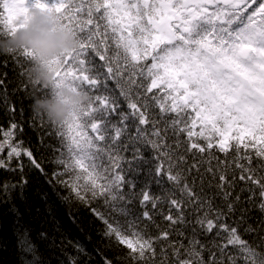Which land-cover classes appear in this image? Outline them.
<instances>
[{
	"label": "snow or ice",
	"instance_id": "1",
	"mask_svg": "<svg viewBox=\"0 0 264 264\" xmlns=\"http://www.w3.org/2000/svg\"><path fill=\"white\" fill-rule=\"evenodd\" d=\"M255 3L256 0H0V36L13 33L21 26L19 20L32 7H38L53 12L79 40L78 50L61 58L63 71L57 87L67 85L86 92L89 103L69 123L56 125L47 120L49 135L57 139L50 146L51 162L64 168L63 173H57V178L68 175L73 188L77 187L73 181L87 179L89 183L81 186L90 194V199L86 201L78 192L82 202L103 197L104 203L121 215H135L128 205L137 197L136 184L128 179L125 165L131 169L134 161H142L141 146H150L158 158L155 175L166 174L170 182L183 183L181 191L192 197L193 191L181 172L172 171L176 154L167 150L171 146L166 144L167 132L171 130L176 135L177 147L180 136L186 135L185 151L193 157L199 152L217 159L216 168L209 163L207 171L214 175L219 172L221 188L228 182L227 168L220 170L221 162L210 150L217 149L225 156L231 150L235 167L243 173L240 179L251 181L259 188L258 206L264 213V175H255L257 169L250 166V154L241 155V148L249 147L244 143V137L248 136L261 145L256 156L264 158V0L249 13L248 9ZM33 56L27 49L13 53L10 55L12 70L22 84L31 87L39 97H47L52 90L35 84L31 78ZM97 57L104 63L98 64ZM109 80L115 83L129 110L119 112L118 122L110 119L120 105L109 88ZM4 89L6 73H0V91ZM154 107L159 109L158 117L152 112ZM9 111L14 114L15 110L10 107ZM40 118L45 119L43 115ZM241 124L242 127H237ZM10 127L23 131L15 120ZM130 129L135 130L134 134ZM232 132L239 133L235 144L229 143ZM216 135L219 140L215 139ZM4 136L0 152L8 145V158L20 157V145L10 143L13 133L5 132ZM130 146L132 160L122 155ZM23 155L33 166L42 167L30 149H23ZM176 158L185 161L182 154ZM242 159H247L248 165L240 163ZM4 164L0 160V167ZM192 167L198 170L195 163ZM260 167L264 168V164ZM77 168L82 172L78 173ZM249 191L252 196L256 195L254 189ZM139 196L144 210L127 224L136 229L132 234L137 237L138 260L147 264L150 257L146 252L155 254V243L161 238L167 239L170 233L161 230L153 238L146 232L148 223L139 227L142 217L159 228L148 207L155 209L157 198L147 188ZM224 196L228 200L230 193L225 191ZM235 200L238 202L240 196ZM170 204L176 208L177 215L169 210L164 219L171 225L187 223L182 202L172 198ZM227 211H236L234 202L228 201ZM246 211L241 210V222L246 219ZM210 212L211 209L197 217L195 224L207 233L216 229L217 236L227 233L224 247L236 246L241 254H247L250 264H264V255L241 238L237 227L217 223L223 217L221 211L216 210L215 220ZM93 213L107 226L106 237L115 236L119 244L137 250L133 242L125 239L128 232L122 231L118 222L114 226L106 214L97 209ZM253 230L251 225L246 229ZM181 247L185 248L187 258H181L179 250L174 248L177 264H204L201 252L204 246L195 235L187 247L183 244ZM257 256L261 258L257 260ZM212 264H216L215 258Z\"/></svg>",
	"mask_w": 264,
	"mask_h": 264
},
{
	"label": "trees",
	"instance_id": "2",
	"mask_svg": "<svg viewBox=\"0 0 264 264\" xmlns=\"http://www.w3.org/2000/svg\"><path fill=\"white\" fill-rule=\"evenodd\" d=\"M260 2L261 0H256L248 12L255 9ZM96 60L98 64L104 63L99 61L98 57ZM0 65H2L0 73H6V89L0 91V143L5 139V132H12L10 143L20 145L22 151L20 157L13 156L12 159L8 158L10 151L8 145H5L4 150L0 152V160L5 162L4 166L0 167V264H111V262L112 264H145V261L138 260V247H134L137 250L133 251L126 244H119L115 236H105L104 231L107 226L94 215L93 209L106 214L114 226L118 222L121 230L128 232L125 239L136 243L137 237L132 234L136 229L128 227L127 221H134L137 216H141L144 209L140 205L139 193L146 188L153 197L157 198L156 208L152 209L151 205L148 207L159 228L144 221L142 217L139 227L148 223L146 232L153 238L161 230L170 233L167 239L161 238L155 243V254L146 252V256L150 257L147 264H177L174 248L179 250L181 258H187L184 255L185 248L181 247V244L187 247L193 235L204 246L201 249L204 264H212L213 258L216 264H232L233 259L235 264H250L247 254H241L236 246L224 247L227 233L221 232L217 236L216 229L207 233L195 224L197 217L203 216V213L209 209L213 220L216 217V210L221 211L223 217L217 223L237 227L241 238L258 253L264 255V224L261 223L264 222V213L258 206L259 188L251 181L240 179L243 173L241 169L235 167L231 150L227 156L217 149L210 150L219 158L220 170L227 168L228 182L221 188L218 186L221 184L218 179L219 172L214 175L213 172L207 171L209 163L214 169L216 168L217 159L210 158L207 153L199 152L193 157L191 152L185 151L183 141L187 140L186 135L180 136L181 143L177 147L176 135L169 130L166 144L171 147L167 150L176 154L173 156L176 166L172 171L181 172L193 191L192 197L181 191L183 183L177 185L170 182L166 174L155 175L154 167L158 158L150 146H141L143 160L134 161L131 169L125 165L128 179L136 184L137 197L133 204L128 205L135 215L128 217L121 215L118 211L109 208L104 203L103 197L91 200L90 203L82 202L77 197V193L84 195L86 201L90 199V194H86L81 186L89 183V180L73 181L77 184V187L73 188V183H69L71 178L68 175L57 178V173L64 172L63 167H57L51 162L53 151L50 146L55 145L57 139L49 135L46 127L47 119L42 121L31 109L33 97L39 94L21 83L20 78L12 70L10 55H0ZM104 71L106 73V69ZM108 84L120 105L110 119L118 122L119 112L129 110L126 101L119 96V89L116 88L115 83L109 80ZM10 107L14 108V114L9 111ZM152 112L157 117L160 115L157 107H154ZM169 115L175 114L169 113ZM13 120L22 127L23 131L10 127ZM242 126L241 124L237 127ZM130 131L134 134L135 130L130 129ZM196 131H199V126ZM237 135L238 132L230 133V144L236 143ZM123 139L126 140V137ZM215 139L219 140V135H216ZM200 143L204 142L200 141ZM244 143L249 147H242L241 155L250 154L252 160L250 166L257 169L255 175H264V168L260 167L264 164V158L255 154L261 145L248 136L244 137ZM23 149H30L42 167L33 166L28 157L23 155ZM181 154L185 156V161L177 160L176 157ZM122 155L132 160L131 146ZM239 162L248 165L247 159ZM194 163L198 166V170L192 167ZM20 164H23V168H19ZM164 168H167V161L164 162ZM76 171L79 173L82 169L77 168ZM249 189H254L256 195L252 196ZM225 191L230 193L228 200L225 199ZM237 195L240 196L238 202L235 200ZM172 198L182 202V211L187 223L171 225L164 219V215H167L169 210L174 216L177 215L176 208L170 204ZM228 201L235 204L236 211L233 213L227 211ZM242 209L247 210L243 222H241ZM249 225L254 227L253 231H246ZM194 226L195 233H193ZM180 232H183V235H180ZM260 258L257 256L256 259Z\"/></svg>",
	"mask_w": 264,
	"mask_h": 264
},
{
	"label": "clouds",
	"instance_id": "3",
	"mask_svg": "<svg viewBox=\"0 0 264 264\" xmlns=\"http://www.w3.org/2000/svg\"><path fill=\"white\" fill-rule=\"evenodd\" d=\"M18 23L21 26L13 33L6 38L0 36V55L24 49L34 53L31 78L35 84L52 91L47 97H33L32 112L56 125L71 122L73 115L89 103V96L67 85L58 88L57 82L63 71L61 58L79 48L77 36L53 12L38 7H32Z\"/></svg>",
	"mask_w": 264,
	"mask_h": 264
},
{
	"label": "rangeland",
	"instance_id": "4",
	"mask_svg": "<svg viewBox=\"0 0 264 264\" xmlns=\"http://www.w3.org/2000/svg\"><path fill=\"white\" fill-rule=\"evenodd\" d=\"M131 242H132V241H131ZM133 245H134V247H138V245H137L136 243H134V242H133Z\"/></svg>",
	"mask_w": 264,
	"mask_h": 264
}]
</instances>
